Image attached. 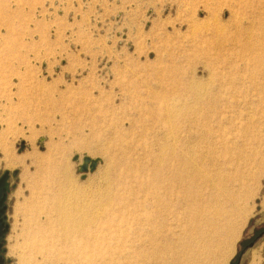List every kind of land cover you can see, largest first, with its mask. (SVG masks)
<instances>
[{"label": "rangeland", "instance_id": "rangeland-1", "mask_svg": "<svg viewBox=\"0 0 264 264\" xmlns=\"http://www.w3.org/2000/svg\"><path fill=\"white\" fill-rule=\"evenodd\" d=\"M263 38L264 0H0L2 264H183L188 203L167 170L194 180L195 246H212L215 211L236 202L248 216L224 264H264ZM120 181L134 195L110 225L37 249L21 238L47 186L98 211L96 189Z\"/></svg>", "mask_w": 264, "mask_h": 264}, {"label": "bare ground", "instance_id": "bare-ground-1", "mask_svg": "<svg viewBox=\"0 0 264 264\" xmlns=\"http://www.w3.org/2000/svg\"><path fill=\"white\" fill-rule=\"evenodd\" d=\"M194 90L196 91V90H198V88H194ZM195 95L201 97L200 95H198V93ZM165 109H166V113H165L166 117L165 118L167 120L166 122H167L168 128H169V130H172V129L175 130V128H173V125L171 124V121L175 118V116L177 117V112L180 110L176 109L175 105H171ZM169 133H171V132L169 131ZM171 135H172V133H171ZM171 135H169V136H171ZM171 141H173V140L171 139ZM163 145H160V146L163 147ZM172 145L170 144L171 147H172ZM164 147H165V145H164ZM168 147H169V145H168ZM166 149H168V148H166ZM172 149L174 150V148H172ZM166 151H168V150H166ZM158 152H159V150H158ZM171 153H172V151H171ZM168 155H170V154H168ZM164 156H166V155H163V157ZM172 156H173V153H172ZM31 157H29L28 160H31L32 159ZM22 159H24V158H22ZM159 159L162 160V158H160V157H159ZM12 160L11 161L9 160L11 162V164H7V166L14 167L15 165H20V164H23L25 162V160H17L15 162V159H13V158H12ZM165 160H168V158H166ZM185 161H186V159H185ZM157 163L159 166V164L162 162L156 161V164ZM162 164H164V163H162ZM187 168L188 167H186V169ZM197 170H198V167H197ZM184 171H188V170H184ZM193 171H195V170H193ZM182 173L184 174V172H182ZM197 173H200V172H197ZM201 173L203 174V171ZM201 173H200V175H201ZM187 174H188V172H187ZM179 175L178 176L176 174L172 175L168 170H167V173L165 174L166 184L170 185L172 188H174V186H176L179 190H181L182 193L185 194L184 195V197H185L184 201L186 203H188V205H187V208H188L187 209V216L185 218L186 223H185V226H183V228H184L183 233H187L190 237L188 238V240H186L187 242L183 243L180 246V248H179L180 250L179 249L177 250V251H179L178 252L179 255L177 256L178 257L177 258L178 263H179V261H182L183 264H203L202 262L204 260L203 259L201 260V257H204L203 255H205V252L206 253L209 252L210 254L212 253L209 257H211V256L214 257V255H216L215 264L226 263L227 260L229 259L231 250L234 248L233 247L234 243L237 242L236 239L238 237L240 230L243 227V224H244L248 214L246 215V212H242L240 205L239 204L235 205L236 202L233 204L231 209H229L227 211L223 210L222 206H220L219 208H217V211H215L216 212L215 216L213 215L214 213H212V215L214 216L213 221H212V223L210 222V224H208V226L210 225L209 227L213 231L210 234H213L214 243L212 242L213 243L212 246L211 245L209 246V244L208 245L204 244L202 246L199 244L198 246H195V244L192 243L193 238L191 239V233H190V230L193 229L195 224H197V223H195L196 216H197L196 211H198V205L196 204L197 200H194V199L192 200L193 196L191 197V194H190L191 190L194 189L195 183H194V180L192 177L187 176L184 178L183 176H179ZM121 176H123V175H121ZM133 176H135V175L134 174L130 175V177L127 179L135 180L136 184L140 187L142 184L139 182V180L137 178H135ZM159 176L161 178L162 174ZM192 176H194V175H192ZM121 178L125 179L126 177L124 176ZM217 181H219V180H217ZM111 182H113V181H111ZM107 184L108 185L106 187L103 186L101 188H98V190L96 189V191L94 192V197H97L96 199L94 198L95 202H96L95 206L97 208H99L98 211H96V210L94 211L92 209H95V208H93L91 206L92 202L90 201L89 198L86 199V198L81 197V196L78 197V196H73V195L66 198L62 194L61 190H59L60 187H59V189H57V191H54L53 189H51L48 186L44 190V189L40 188L38 186V182H36L33 189H32V191H33L32 195H34L35 192L43 191V190L46 192V195L43 198L42 202L39 204H38V202H36V203L31 202V205H29L28 209L24 213L23 219H22V224H21L22 225L21 233H20L21 238L26 239V241H27L26 245H28L30 248L37 249V248L43 247L44 245L47 246L49 244V242L58 241V242L67 243V242H72L76 237L83 238L85 235H88V233H92V230L90 227L94 228L100 224H102V226H105V224L110 225L112 222L115 221V218L117 217V215H120L126 209H128V207L130 206V200L128 198H126V194L130 193V195H134V191H130V192L128 191V189L125 187L126 186L125 184H127L126 181L125 182L120 181L119 186H123V188L122 189L119 188L117 193L114 192V190H113L114 188H113L112 183L108 182ZM161 186H162L161 179H158L155 181L153 188L156 191L157 189H160ZM200 187L202 188L203 185L201 184ZM248 192L249 191H247V193ZM221 195H222V193H221ZM39 197H41V196H39ZM36 199H38V198L36 197ZM32 201L34 202L35 199ZM229 201H230V199H229ZM221 205H222V202H221ZM90 207L92 208L91 211L95 212L93 215L90 213L91 212ZM207 211L209 212V207H208ZM243 211H245V210H243ZM199 215L201 217V214H199ZM199 215H198V217H199ZM207 216H206V218H207ZM203 220L205 221V218ZM202 223L201 224L199 223L200 227H202L201 226ZM202 229H204V227ZM203 233H205V231ZM94 238H95V236H94ZM166 238H168V237H166ZM204 246L207 248H205ZM176 247H178L177 244H176ZM166 248H169V247H166ZM176 255H177V253H176ZM205 261H207V260L205 259ZM211 261L213 262V260H211ZM252 264H256V263L253 262Z\"/></svg>", "mask_w": 264, "mask_h": 264}, {"label": "water", "instance_id": "water-1", "mask_svg": "<svg viewBox=\"0 0 264 264\" xmlns=\"http://www.w3.org/2000/svg\"><path fill=\"white\" fill-rule=\"evenodd\" d=\"M79 157H75L74 161H78ZM99 162V159H92L90 157L84 156L82 158V164L78 167V170L80 173L85 174L87 172H93ZM7 174L5 173L0 178V238L4 235V233L7 231L8 226L3 222V214L5 207L3 206V202L5 199V181L7 179ZM84 176V175H82ZM1 248V243H0ZM0 264H2V258H0Z\"/></svg>", "mask_w": 264, "mask_h": 264}, {"label": "flooded vegetation", "instance_id": "flooded-vegetation-1", "mask_svg": "<svg viewBox=\"0 0 264 264\" xmlns=\"http://www.w3.org/2000/svg\"><path fill=\"white\" fill-rule=\"evenodd\" d=\"M6 182V181H5ZM4 187H5V184H4ZM1 239V238H0ZM0 250H1V248H0ZM1 258V257H0Z\"/></svg>", "mask_w": 264, "mask_h": 264}]
</instances>
